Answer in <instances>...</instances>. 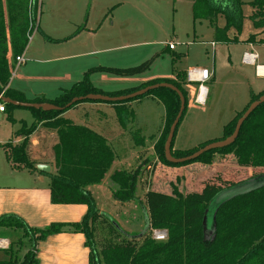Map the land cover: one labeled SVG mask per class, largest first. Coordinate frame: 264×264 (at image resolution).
<instances>
[{"label": "trees", "instance_id": "16d2710c", "mask_svg": "<svg viewBox=\"0 0 264 264\" xmlns=\"http://www.w3.org/2000/svg\"><path fill=\"white\" fill-rule=\"evenodd\" d=\"M38 2L39 0H32L30 8L28 0H17L13 7L9 0V27H7L0 3V90H5L6 96L18 101L50 102L59 106V109L55 110L30 108L36 120L29 131L34 130L43 121H48L58 127L60 142L55 147L58 171L51 174L50 181L52 202L82 203L88 206V211L81 221L53 222L44 228L32 227L16 214L1 216L0 226L24 230V235L30 238V248L27 254L20 259L18 250L24 243L20 241L18 246L12 245L5 251L8 259L0 260V264H37L38 242L66 228L85 233L91 248L90 264H264V172L254 173L246 179L230 182L226 186L209 182L201 192H182L178 187H173V193L167 194L150 189L145 193V202H140L146 210L149 229H166L168 237L164 240H157L148 234L149 229L140 236L125 235L123 230L119 229L109 216H106L123 240L109 238L102 247L97 248L95 223L105 214L98 207L88 186L103 181L114 161L115 152L103 136L87 127L74 125L71 121L60 118L59 115L80 102L101 101L86 99L68 106L67 104L77 96L89 93L119 96L161 82H169L177 86L183 92L187 105V91L183 86L187 79V72L184 78L179 73L180 79H153L137 87L114 92H105L95 86L88 72L83 80L64 89L54 99L39 97L32 100L26 99L21 92L11 88L5 89L12 75L7 55L9 51H12L15 58L25 51L29 43L28 33L31 30L30 12L33 21L37 22ZM250 4L255 9L252 18L256 26L262 25L264 23V0H252ZM220 14L224 15L226 20L223 27L216 24V19ZM193 17L195 21L208 20L215 27L217 38L230 40L228 31L231 28L237 31L242 29L243 1L194 0ZM234 38L237 39V37ZM148 64L145 62L139 66L124 69L96 67L89 71L92 73L96 70H104L122 75H133L146 69ZM149 94L158 96L167 110L164 130L155 145L158 159L163 164L172 167L194 162L212 164L217 153L229 154L238 149L240 153H243L244 158H248L246 159L248 163L249 160H253L264 165V102L243 123L234 143L208 151L194 160L172 163L165 157V142L181 107V98L177 91L169 87H158L145 95L111 103L120 104ZM263 94L264 91H261L259 94L252 95L247 107L238 112L225 125L224 135L220 139L234 132L238 119L248 106ZM7 107L16 106L7 103ZM117 112L123 125H127L135 117L134 111L124 106L118 107ZM184 113L185 110L180 122ZM138 135V132H134L136 142L139 144L142 139ZM174 140L172 152L176 157L187 156L199 148L178 150L174 148ZM25 145L26 140L18 147L8 145L11 149L10 159L14 165L23 163L33 167V162L26 154ZM140 175L141 167L131 171L126 169L115 171L112 179L120 186L119 189L113 191L115 199L122 203L139 201L136 187ZM256 179L261 180L258 184L249 186ZM216 199H221V202L216 207H211Z\"/></svg>", "mask_w": 264, "mask_h": 264}, {"label": "crops", "instance_id": "0c3cea01", "mask_svg": "<svg viewBox=\"0 0 264 264\" xmlns=\"http://www.w3.org/2000/svg\"><path fill=\"white\" fill-rule=\"evenodd\" d=\"M10 1L14 7V2L17 0ZM0 3L5 15L7 27H9V0H0ZM31 3L32 0H28V7L31 6ZM193 3L194 0H192V13ZM254 12L255 9L253 8V13ZM225 23L226 20L220 27H223ZM262 25H260L259 28ZM37 28L38 22L36 30ZM36 30L34 31L32 39H30L25 51L22 53L25 58L24 62L18 64L16 61V63L22 68V70L19 68V74L23 78L22 81L34 82L36 80H40L45 83H41L43 85H39L38 87L31 86L25 88L23 87L22 81L20 83H15L14 78H10L11 81L5 87V89L11 88L17 92H21L26 99L32 100L38 97L54 99L64 89L70 88L62 86L65 82L73 85L74 83L80 81V76L84 74L87 69H89L90 65L92 67L95 64L102 66H107L105 64H108L102 59L98 60L99 63L92 64L93 60H87L85 55L82 53H70L69 55L62 56L45 55V51L49 49L47 46L48 44L42 45L39 43L37 44L36 49H33V44H31L35 39L34 34ZM231 30H233L234 33L236 32L235 28H231L228 31V34ZM252 35L254 36L252 37ZM259 35L260 32H254L249 36L247 42L243 43L245 45V52L251 50L252 48L256 50L257 45L262 44L263 39L259 41ZM112 36L113 35L109 36L106 40L111 39ZM214 37V39L205 41L204 43L211 45L216 52L219 43L217 37L215 36V27ZM211 41H215V45H212ZM186 44L189 45V42ZM166 45L165 50H171L169 44L167 46ZM193 45L197 44L195 43ZM103 49L106 50V48H101L95 49L94 51ZM40 52H44L43 57H37V54ZM157 53H161V51L158 49L152 51L149 50L143 54L142 57L148 59ZM235 55L239 59L241 52L235 51ZM7 57L10 63L11 72L13 73L15 64L13 61L14 57L12 51L8 52ZM260 58L261 55L259 54L258 63L263 64L259 61ZM164 60L167 62L165 69L157 68V70H155L156 72L152 75L140 77L137 75L131 76L132 78L130 81H127V83H130L126 86L121 85L118 87H110L105 85V82L102 84L95 80H93V82L95 83V86L105 92H114L137 87L142 83L153 79H180L178 76L179 73H181L184 78L187 70L189 68H193L190 66L185 71L172 66L170 69L171 62H169L166 58H164ZM241 63L243 66H247L252 69L254 68L256 71L255 65L245 63L243 58ZM201 68H207V65H203ZM236 71L237 75L241 77L242 80L240 81L243 84L244 81L249 82L250 84V75L245 69L239 70L234 68V72ZM106 79L109 78H107V76H103L100 80ZM52 80H55L56 83L52 84L55 85L54 89L49 90L50 85L48 83L52 82ZM219 80L220 79L216 76V71L214 69L213 77L206 83L208 93L204 104L208 102L210 97L211 88L209 84H219ZM59 82H61L62 85H59ZM193 83L199 85L197 82ZM56 90H59V93L54 96L53 94L57 93ZM190 95L191 94L187 92L188 98ZM197 95L195 99L196 101ZM146 97L141 100H129L120 104L105 101H84L59 115L60 118L67 119L74 125L87 127L95 133L103 136L114 150V161L106 173L103 181L99 184L89 185L88 189L95 197L100 210L105 214L104 216L112 217L120 225L125 235L135 234L140 236L149 229V223L146 218V210L143 205L146 200L145 193L148 190L151 189L172 194L174 190L173 187L179 188V186H177L174 182L171 184V191L159 188L163 186V182L166 181L165 178L167 177V173L175 171L179 172L182 176L186 175L187 178L188 175H196L197 180L195 183L186 186V189L183 191L180 188L179 189L182 192H201L205 186V182H208L209 179L213 178L212 175L215 171L213 165H207L201 162H194L180 167H172L163 164L158 159L155 151V145L164 130L167 110L164 102L158 96L149 94V96L147 95ZM139 102L142 103L139 104ZM15 106L16 107H7V110L3 113L0 112V125L4 123L5 126H9L8 135L7 137H2L5 138L2 140L7 139V141H9V145L14 147H18L24 140H29L25 151L34 166L29 167L23 163L14 165L10 160V147L7 146L4 148L0 160V217L6 214H16L21 216L30 226L35 228H44L53 222L69 223L81 221L88 211V206L86 204L54 203L51 199V174L57 173L58 171L55 151V147L60 142L58 127L48 121H43L40 122L34 130L29 131L30 127L36 120L34 112L28 107ZM120 106L127 107L129 110L131 109L134 111L135 117L127 125H123L119 119L117 108ZM23 109H29L30 112ZM6 118L9 120L8 123L5 120ZM134 132H138V136H140L139 138L142 139V142L139 144L136 142ZM39 164H47L50 166V169L46 171L41 170L38 168ZM140 166L143 168V173L140 175L136 187V195L139 201L133 200L122 203L121 201L115 199L113 191L119 189L120 186L112 179L113 173L122 169L129 171L135 170ZM152 166L155 170L151 181L152 186L150 188H145V184H142L141 182L144 180L142 176L143 174L148 173V170ZM191 171L193 173H191ZM183 182L184 181H182V185ZM140 202L143 203L141 204ZM123 206L130 207V227H125L122 222L117 219L118 215H116V213H119L121 210L120 208ZM125 213L126 212H124V214ZM132 218H140L143 219V221L141 223L139 222L140 220L135 222ZM29 239V237L24 235V230L22 228L0 226V260L8 259V255L5 251L14 244L18 246V242L20 241L24 244H28L30 247ZM87 241L88 239L85 233L75 231L71 228H66L63 231L51 234L47 238L38 242L36 250L37 264H90L91 248L89 247Z\"/></svg>", "mask_w": 264, "mask_h": 264}, {"label": "rangeland", "instance_id": "374dc122", "mask_svg": "<svg viewBox=\"0 0 264 264\" xmlns=\"http://www.w3.org/2000/svg\"><path fill=\"white\" fill-rule=\"evenodd\" d=\"M242 1L244 19L241 31L236 30L234 33L231 30L228 34L230 40L217 38L219 44L216 52L211 45L204 43L215 38L214 26L207 20L198 19L195 21L193 19L192 0H39L36 14L38 28L31 44H33V49H36L39 43L48 44L49 49L45 51V55L49 56L82 53L87 60H93L92 64L99 63L98 60L102 59L108 63L105 64L107 66L95 64L91 67L90 65L89 69L80 76V81L89 72L92 82L93 80L101 84L105 82V85L110 87L126 86L130 83L127 81H130L131 76L152 75L157 68L165 69L167 62L164 58L171 62L170 69L175 66L186 71L190 66L201 67L203 65H207L209 70L215 69L220 83L209 84L211 93L206 104L195 100L198 84L186 79L183 85L191 95L190 99L187 97L185 113L177 129L174 148L178 150L195 149L222 138L225 125L232 120L234 115L247 107L253 94L264 91V77L257 75L254 68H248L241 63L245 52L243 43L247 42L252 33L260 32L258 40L263 39V41L262 44L257 45L256 50L261 55L259 61L264 64V23L260 28L256 26L252 18L251 0ZM224 22V16H218L217 24L222 26ZM111 35H113L112 38L106 40ZM169 42L177 44L169 45L171 50L166 51L165 45H168ZM188 42L189 45L186 44ZM195 43L197 45H193ZM101 48H106V50L94 51ZM155 49L160 50L161 53L148 59L142 57L147 51ZM235 51L241 52L239 59L236 57ZM43 55L44 52H40L37 57H43ZM13 61L15 68L13 73L11 72L13 74L11 79L14 78L15 83H20L23 80L19 74L21 66L17 65L15 58ZM145 62L149 63L148 67L133 75H122L104 70H96L92 73L89 71L96 67L124 69L139 66ZM234 68L245 69L250 75V84L245 81L243 84L237 71L234 72ZM103 76H107L109 79L100 80ZM61 82L59 85H62ZM22 83L23 87L27 88L38 87L45 82L36 80L34 82L22 81ZM55 83V80L48 83L49 90L54 89L55 85L52 84ZM93 84L95 85L94 82ZM62 86L71 87L72 84L65 82ZM56 91L54 96L59 93V90ZM23 110L30 112L29 109ZM5 120L8 123L9 120L7 118ZM8 131L9 126H5L4 123L0 125V141H2L0 142V160L4 148L9 145L7 139L2 140L5 139L2 137H7ZM28 141H26L25 150ZM244 157L238 149L229 154L217 153L213 163L210 164L215 168L213 178L205 182V186L209 182L226 186L230 182L246 179L254 173L264 172L263 164L253 160H249L248 163L246 160L248 158ZM154 171L152 166L148 173L144 172L145 174L142 176L144 180L141 182L145 184V188L152 186ZM142 173L143 168L141 167ZM191 173L193 172L191 171ZM165 180L163 186L159 187L162 190L171 191V184L174 182L183 191L186 186L195 183L197 179L196 175L191 174L187 178L186 175L182 176L179 172L171 171L167 173ZM182 181H184L183 185ZM217 204L218 201L213 206L216 207ZM120 209L119 213L116 211L117 219L125 227H130V207L123 206ZM124 212L126 213L124 214ZM132 219L135 222L140 220V223L143 221L140 218ZM148 234L152 236L151 229L148 230ZM109 238L123 240L110 220L102 216L95 223L97 248L102 247ZM29 248L28 244L19 248L20 259L27 254Z\"/></svg>", "mask_w": 264, "mask_h": 264}, {"label": "water", "instance_id": "95a60500", "mask_svg": "<svg viewBox=\"0 0 264 264\" xmlns=\"http://www.w3.org/2000/svg\"><path fill=\"white\" fill-rule=\"evenodd\" d=\"M158 87H169L174 89L175 91L178 92V94L180 95L181 98V107L179 110L178 115L176 116L175 120L173 121L171 127H170V131L169 134L167 136L166 142H165V157L169 162L172 163H183V162H187L190 160H194L198 157H200L201 155H203L204 153L211 151V150H215L218 148H223L226 146H229L230 144L234 143L235 140L237 139L240 129L243 125V123L246 121V119L250 116V114L261 104L264 102V94L261 95L259 97V99L253 101L248 108L245 110V112L243 113V115L238 119L236 127L234 132L223 139H219V140H215L212 141L210 143L205 144L202 147H199L196 151H194L193 153L187 155V156H182V157H176L174 156L173 152H172V143L175 137V133H176V129L177 126L180 122V119L183 115V112L185 110L186 107V98L183 94V92L174 84L169 83V82H161V83H156L153 85H149L147 87L141 88L139 90H136L132 93L129 94H125V95H119V96H110L108 94H103V93H89L83 96H77L74 97L67 105L70 106L75 102L78 101H83L86 99H90V100H101V101H105V102H118V101H124L127 99H132L138 96H142L145 95L147 92H149L152 89L158 88ZM0 96L2 97V99L7 102V103H11L17 106H23V107H28V108H42L44 110H55V109H59V106L50 103V102H23V101H18V100H14L10 97H7L5 95H2V91L0 90ZM38 168L41 170H49L50 166L47 164H39ZM261 179H256L254 180L249 186L251 185H255L258 184L260 182ZM218 201V204L221 202V199H216L212 202L211 207H215L213 206V204ZM217 204V205H218ZM216 205V206H217ZM109 218L114 222V224L122 230V228L120 227V225L112 218L109 216ZM147 231V230H146ZM145 231V232H146Z\"/></svg>", "mask_w": 264, "mask_h": 264}, {"label": "built area", "instance_id": "2783aa9c", "mask_svg": "<svg viewBox=\"0 0 264 264\" xmlns=\"http://www.w3.org/2000/svg\"><path fill=\"white\" fill-rule=\"evenodd\" d=\"M32 6V3H31ZM30 6V8H31ZM30 12V32L28 33L29 41L32 39L33 33L36 30L37 22H34L31 17ZM215 41H211L212 45H215ZM174 42H169L170 46H174ZM259 54L253 48L248 50L243 55V61L247 64H253L256 68V73L260 76H264V64L258 63ZM25 60L24 56L18 55L16 61L18 64L23 63ZM214 75V70H209L208 68L193 67L187 70V79L191 82L199 83V92L197 95V101L204 103L208 93V87L206 83L211 80ZM2 95H5V90L2 91ZM7 110V103L0 96V112L3 113ZM152 236L157 240H164L168 237V231L166 229H153L151 228Z\"/></svg>", "mask_w": 264, "mask_h": 264}]
</instances>
